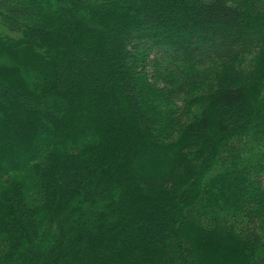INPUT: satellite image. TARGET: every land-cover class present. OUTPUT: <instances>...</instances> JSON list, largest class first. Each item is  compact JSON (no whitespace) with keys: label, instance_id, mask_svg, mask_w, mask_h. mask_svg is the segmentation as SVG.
<instances>
[{"label":"trees","instance_id":"16d2710c","mask_svg":"<svg viewBox=\"0 0 264 264\" xmlns=\"http://www.w3.org/2000/svg\"><path fill=\"white\" fill-rule=\"evenodd\" d=\"M0 264H264V0H0Z\"/></svg>","mask_w":264,"mask_h":264}]
</instances>
